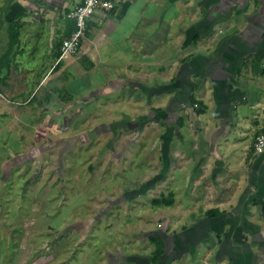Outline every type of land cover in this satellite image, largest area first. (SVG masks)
I'll return each mask as SVG.
<instances>
[{
    "label": "crops",
    "instance_id": "obj_1",
    "mask_svg": "<svg viewBox=\"0 0 264 264\" xmlns=\"http://www.w3.org/2000/svg\"><path fill=\"white\" fill-rule=\"evenodd\" d=\"M112 1L115 9L97 11L88 20L78 54L64 60L63 42L76 29L72 13L83 0L2 2L0 17L8 22L0 18V26L9 30L11 22L21 20V40H28L14 49L15 58L23 60L12 58L29 68L23 82H37L34 93L48 82L92 81L101 67L123 68L124 78L117 71L114 78L110 70L105 74L108 85L128 89L131 98L151 91V100L167 108L162 118H172L161 125L166 128L160 145L168 147L161 161L168 190L177 196L175 209L189 214L203 207L206 213H222L179 235H172L179 224L169 230L167 217H161L168 223L165 263L264 264V152L257 153L254 145L264 131V0ZM89 65L93 69L86 70ZM158 75L163 79L157 80ZM167 84L171 86L165 93H155V87ZM91 90L86 86L77 91ZM191 96L206 106L204 114L193 109ZM114 125L108 122L106 128ZM152 233L147 232V239ZM139 256L129 255V264H151L150 256Z\"/></svg>",
    "mask_w": 264,
    "mask_h": 264
},
{
    "label": "rangeland",
    "instance_id": "obj_2",
    "mask_svg": "<svg viewBox=\"0 0 264 264\" xmlns=\"http://www.w3.org/2000/svg\"><path fill=\"white\" fill-rule=\"evenodd\" d=\"M7 31L2 24L0 57L9 48ZM17 47L0 75V264H129V255L152 257L156 241L147 232L173 230L178 223L172 235H179L207 217L203 207L189 214L175 209L177 196L168 190L161 161L166 127L157 120L163 114L147 121L164 106L151 100L154 93L138 91L131 98L105 76L110 70L111 78L116 71L124 78L126 71L101 67L92 81L69 86L74 95L86 86L98 93H80L69 106L56 97L49 106L27 104L38 84L23 82L29 68L13 62ZM108 122L115 123L109 132ZM157 196L161 201L153 204ZM165 216L167 227V220L161 224Z\"/></svg>",
    "mask_w": 264,
    "mask_h": 264
},
{
    "label": "trees",
    "instance_id": "obj_3",
    "mask_svg": "<svg viewBox=\"0 0 264 264\" xmlns=\"http://www.w3.org/2000/svg\"><path fill=\"white\" fill-rule=\"evenodd\" d=\"M21 25H22L21 20H18L17 22H11L10 23V26L8 28L9 29L8 30L9 31L8 32L9 33V48L3 54L2 58L0 59V75H1V72L3 71L4 68L10 67L9 64L4 63V60H5V58H8L13 53V46H15L16 43H18L20 30H21ZM90 69H91V66L86 68V70H90ZM70 83L69 84L60 85V84H57V83L48 82L46 85H41V87L36 92H34V93L32 92L30 94V96H29V98L27 100V104L34 105L36 102H38V104L41 105V102H42V104L44 102V104L46 103L49 106V105H51L52 100L54 99V97H56V99L60 98L61 99V103H63V104H70V103L74 102V100L76 99V95L72 94L71 93L72 91H70V89H69V86L73 84V83L72 84H70ZM169 87L170 86L155 87L154 91H155V93H163V92L165 93V91ZM0 92H1V90H0ZM42 92H43V94L39 96V94L42 93ZM35 93H37V94L35 95ZM189 102H190V104L192 105L193 109L196 111V113L198 115H202V114L205 113L206 106L201 101H198L194 96H191L189 98ZM195 106H197V107H195ZM163 112H167V109H154L153 110L154 117L152 116L151 118H148L147 121H150V120H152V119H154L156 117H159L160 113H163ZM157 121L159 122V124H161L163 126H165V124H166L163 118H160ZM183 123H184L183 120H179V122H178L179 127H181L183 125ZM140 128H142V127L140 126L139 129ZM106 130L109 132V129L106 128ZM97 133H98V130H97ZM163 149H165V151H164L165 153H163L164 156H161V159L163 160V158H164V160H165L166 157H167V152H168V147H167L165 142H164ZM163 149H162V151H163ZM154 185H156V184L154 183ZM135 193L139 194L138 192H135ZM140 194H142V193H140ZM165 200H162V202H164L163 204H165L166 207L168 205L170 206L171 205V201L167 205V202H165ZM160 201L161 200H159V199H154L152 201V203L153 204L154 203H160ZM172 204H173V202H172ZM261 204L264 206V203H261ZM221 214L222 213L219 210H210V211H208L206 213V216L208 217L209 220H212V219H217L218 217L221 216ZM162 223H164V220L161 222V224ZM193 231H191V233ZM162 233H159V232L157 233L156 232V233H152V234L149 235L150 236L149 238L153 242L156 241V245L154 247V251L152 252V257L149 260H147L151 264H166L165 263V259H166V256L168 254L167 253L168 249H166L165 237H163L165 234H164V232H162ZM202 233H203V230H202ZM130 259H132V258H130Z\"/></svg>",
    "mask_w": 264,
    "mask_h": 264
},
{
    "label": "built area",
    "instance_id": "obj_4",
    "mask_svg": "<svg viewBox=\"0 0 264 264\" xmlns=\"http://www.w3.org/2000/svg\"><path fill=\"white\" fill-rule=\"evenodd\" d=\"M116 4L112 0H83L76 8L72 17L75 19L76 29L70 38L63 42L60 60L76 56L86 35L88 20L99 10L113 11ZM255 150L261 154L264 152V131L256 137Z\"/></svg>",
    "mask_w": 264,
    "mask_h": 264
}]
</instances>
